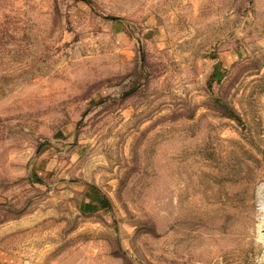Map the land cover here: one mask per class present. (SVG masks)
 <instances>
[{
    "label": "rangeland",
    "instance_id": "obj_1",
    "mask_svg": "<svg viewBox=\"0 0 264 264\" xmlns=\"http://www.w3.org/2000/svg\"><path fill=\"white\" fill-rule=\"evenodd\" d=\"M3 263L264 264V0H0Z\"/></svg>",
    "mask_w": 264,
    "mask_h": 264
},
{
    "label": "trees",
    "instance_id": "obj_2",
    "mask_svg": "<svg viewBox=\"0 0 264 264\" xmlns=\"http://www.w3.org/2000/svg\"><path fill=\"white\" fill-rule=\"evenodd\" d=\"M106 17L108 18H112V19H117L116 16H111V15H106ZM214 79L213 75H211L210 80ZM211 84V83H210ZM217 101H221V99H216ZM221 112L229 117L235 118V119H239V115L237 113V111L235 110V108L230 105L228 102L224 101L221 102V104L219 105ZM103 196V195H102ZM104 200L107 202V199L105 196H103Z\"/></svg>",
    "mask_w": 264,
    "mask_h": 264
},
{
    "label": "crops",
    "instance_id": "obj_3",
    "mask_svg": "<svg viewBox=\"0 0 264 264\" xmlns=\"http://www.w3.org/2000/svg\"><path fill=\"white\" fill-rule=\"evenodd\" d=\"M4 264V263H3Z\"/></svg>",
    "mask_w": 264,
    "mask_h": 264
}]
</instances>
